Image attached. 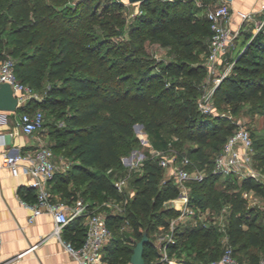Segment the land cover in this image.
Masks as SVG:
<instances>
[{
	"label": "trees",
	"instance_id": "obj_1",
	"mask_svg": "<svg viewBox=\"0 0 264 264\" xmlns=\"http://www.w3.org/2000/svg\"><path fill=\"white\" fill-rule=\"evenodd\" d=\"M92 2L81 0L74 8L67 0H0V41L5 31L11 36L7 54L0 47V60L11 56L16 77L39 92L17 110L49 111L43 122V127H49L47 142L55 156L72 160L52 179L62 193L61 200L72 204L80 191L91 200L90 210L110 198L120 200L115 180L123 173L128 175L129 199L123 210L109 207L105 214L112 237L103 249L104 264H128L145 231L149 237L144 244L145 263L166 264L159 258L165 240L158 236L169 230L171 219L179 214L169 202L178 196L179 187L174 179H162L164 168L158 155L145 156L135 170H126L121 163V152L139 142L134 122H142L156 149L168 151L179 141L194 142L185 151H176L178 158L189 157L188 169L209 168L203 179L188 181L190 204L202 210L228 206L224 228L195 216L177 220L175 240L166 246L168 258L184 264H209L220 258L228 244L241 264H259L264 258V211L246 208L240 190L217 187L221 177L232 181L237 176L211 171L215 156L238 125L217 111L202 113L197 106L199 84L207 70L195 46L205 47L206 56L211 35L203 7L197 0L140 1L144 9L128 29L129 39L109 48L108 54L113 49L115 53L110 59L102 51L103 43L91 42L83 30ZM246 35L249 43L233 57L231 73L215 89V108L226 102L235 103L237 110L244 97L264 103V28ZM146 40L172 46L175 53L180 47L181 56L155 68L149 57L138 54ZM55 118L64 124L59 126ZM251 135L254 159H258L260 144L252 131ZM239 179L240 189L264 195V184L258 179ZM69 223L63 237L79 246L86 226Z\"/></svg>",
	"mask_w": 264,
	"mask_h": 264
},
{
	"label": "built area",
	"instance_id": "obj_2",
	"mask_svg": "<svg viewBox=\"0 0 264 264\" xmlns=\"http://www.w3.org/2000/svg\"><path fill=\"white\" fill-rule=\"evenodd\" d=\"M197 4L205 8V15L210 21L211 35L209 38L208 52L204 59L206 66V76L199 84L200 93L197 98L198 109L205 114L216 112L214 103V92L219 83L232 71L235 59L225 60L224 55L228 46L233 45L240 33L239 29H232L229 24L231 8L225 1L215 5H210L207 1L197 0ZM242 20L251 19V13L241 12ZM264 25V17L258 26ZM0 81H7L11 84L14 94L18 97L19 105L24 104L30 97H37L34 89L26 83L21 82L14 72V59L6 56L0 60ZM44 113L41 109L32 112L22 111L18 119L20 130L28 135H34L43 127ZM145 132V131H144ZM159 156V164L163 168H169L175 182L179 187V194L176 198L169 200L171 205L179 210L177 217L172 218L169 223V230L158 236L163 238L165 243L160 248V260L170 264L171 259L167 256L166 246L169 242H174L173 229L176 219L183 216H195L203 220L204 210L190 204L189 202V180H201L205 173L201 170L193 172L186 167L190 163L187 156L178 158L177 154H165L166 150L155 149ZM254 147L251 130L244 125H238L237 129L227 138L221 151L215 156L211 171L223 176L235 175L239 178L253 177L258 179L257 171L254 167ZM128 167L130 170L139 169L144 154L134 151L130 156ZM26 160L29 164L24 167L25 172L34 176L31 186L36 189V200L34 202H24L32 213L29 221L37 215L49 212L54 217L53 234L61 238L64 226L78 215L85 216V238L81 245L75 246L70 241L64 239L66 250L72 254L80 264H104V246L110 241L112 231L106 222L104 213L97 210L88 209V203L77 198L72 204H67L61 199L53 198L47 189V182L52 180L59 167L65 169L71 164L69 161L57 163L56 156L43 137L37 136V143L34 148L27 151H4L0 153V167L8 166L14 173L18 172V163ZM128 175L120 176L115 180L121 199L106 201V205L116 211H121L128 201L126 194ZM130 191V190H129ZM246 193L248 191H245ZM128 264H131L130 262ZM153 264V263H144ZM209 264H241L233 257L232 247L226 245L220 258L212 260ZM259 264H264L261 258Z\"/></svg>",
	"mask_w": 264,
	"mask_h": 264
},
{
	"label": "crops",
	"instance_id": "obj_3",
	"mask_svg": "<svg viewBox=\"0 0 264 264\" xmlns=\"http://www.w3.org/2000/svg\"><path fill=\"white\" fill-rule=\"evenodd\" d=\"M221 1L227 2L231 8L229 26L240 30L233 45L228 46L225 52L224 59L230 60L243 49L241 42L246 33H255V25L263 19L264 0H208L207 3L215 5ZM241 12L251 13L252 18L242 20ZM20 113L19 110L0 111V153L27 151L35 147L37 136L46 139L44 128L34 135L23 133L17 123ZM58 157L60 155L56 156V160ZM28 164V161L21 160L17 173L8 166L0 167V264H80L66 250L63 231L61 238L53 234L54 217L51 213L44 212L29 221L32 211L24 202L36 200V189L31 186L34 176L23 169ZM55 183L56 180L48 181L47 189L53 198L62 199ZM69 225L84 226L85 216L71 221ZM170 264L184 263L172 258Z\"/></svg>",
	"mask_w": 264,
	"mask_h": 264
},
{
	"label": "rangeland",
	"instance_id": "obj_4",
	"mask_svg": "<svg viewBox=\"0 0 264 264\" xmlns=\"http://www.w3.org/2000/svg\"><path fill=\"white\" fill-rule=\"evenodd\" d=\"M50 1V0H46ZM72 7H76V4L78 1L81 0H67ZM90 12L93 10H96V13L91 14L90 17L84 26L83 30L87 32L88 35H90L89 40L91 42H95L99 40L102 45V51L106 53V55L113 59L115 57L114 49L108 54L109 48H115L118 46L121 42H126L129 39L128 35V29L130 28L132 23H135V16L139 15L143 9L144 5L140 1L137 2H129L128 0H93V2L90 5ZM201 12L204 13V8L201 9ZM200 12V14H201ZM259 23H257L255 33L259 30L264 28L263 26H258ZM123 26L124 30L120 32V28ZM253 34H255L253 31H251ZM249 34V33H248ZM247 34V35H248ZM246 35V36H247ZM10 38L8 36V32L5 31V33L1 37L0 41V47L3 48L4 53L7 54V46L9 45ZM246 38V37H245ZM249 39H244L241 44L243 48L249 43ZM177 52L175 53L174 47L163 45L160 41H150L146 40L143 45V50L140 51L138 54L140 56L149 57L150 60H152V64L155 66V68H160L162 64H164L167 61L170 60H177L179 56H181V48L176 47ZM195 50L199 51V59L203 60L205 59V50L206 48L202 45L195 46ZM144 52V53H143ZM36 94H39L38 91H36ZM260 102V103H259ZM216 105V104H215ZM217 106L216 111L226 116V118L233 122L234 125H244L247 126L253 133L255 139L260 144V153L258 154V159H254V167L257 171L258 180L261 181L264 184V158L262 159L264 155V103H261L260 100L253 98V97H244L242 101L238 104V109L234 110L235 103H226V102H220ZM44 120L45 122L48 119L49 111L44 110ZM55 121H57V124L59 126L64 124L63 119L55 118ZM142 122H134V124H138ZM133 124V131L134 133L139 137L138 144H136L133 148H129L127 151L121 152V163L127 170L129 159H127V156H130L134 151H136V154H139V152L144 154L145 156H157L155 147L152 145V139L148 136L146 132H144V126H134ZM43 128L45 131L48 132L49 127L44 126L42 127L40 131H43ZM139 131L143 132L144 136L140 135ZM47 139V137H46ZM48 140V139H47ZM49 141V140H48ZM179 140H177L178 142ZM50 142V141H49ZM194 144V142L191 141H184V142H178L175 144L170 145V149L167 152H164L165 154L171 153L174 154L176 151H185L189 146ZM63 158V161H69L71 162V157L66 156H60ZM60 157H58L57 162H62L60 160ZM198 166H194L191 170L193 172L195 171H203L205 174L209 171V168H197ZM125 174L123 173L122 176ZM162 179H174L173 175L170 173L169 168L163 169ZM221 179L219 180V183L217 184V187L219 190H226L231 188H235L241 191L243 197L246 200V208L249 206H253L255 209H259L264 211V195H260L257 192H254V190H243L239 188V177L236 178V180L232 181H223ZM234 181V182H233ZM79 184H82V186H85V182L78 181ZM73 186V185H71ZM189 186V184H188ZM129 192H131L132 188L129 186ZM245 191H248L247 193ZM78 198L83 199L86 203L91 202L89 198H87L85 195H82L81 192H78ZM114 199L110 198L108 200L103 201V203H97L92 207L93 210L100 211L104 214L110 209L106 205V201L112 202ZM228 217V206L224 204L219 209H214L207 207L204 209L203 212V219L205 222H215L220 227L224 228L225 222ZM182 220V221H188L190 220L189 216H183L181 218L176 219ZM194 222V221H192ZM225 239V238H224ZM253 251L258 252L257 249H253ZM261 256H264V253L261 252Z\"/></svg>",
	"mask_w": 264,
	"mask_h": 264
},
{
	"label": "water",
	"instance_id": "obj_5",
	"mask_svg": "<svg viewBox=\"0 0 264 264\" xmlns=\"http://www.w3.org/2000/svg\"><path fill=\"white\" fill-rule=\"evenodd\" d=\"M129 2H137L142 0H128ZM19 106L18 97L14 94L11 84L7 81H0V111L15 112ZM142 126V123L134 124V126ZM149 240L145 231L140 240L137 241L130 256L131 264H144V244Z\"/></svg>",
	"mask_w": 264,
	"mask_h": 264
},
{
	"label": "bare ground",
	"instance_id": "obj_6",
	"mask_svg": "<svg viewBox=\"0 0 264 264\" xmlns=\"http://www.w3.org/2000/svg\"><path fill=\"white\" fill-rule=\"evenodd\" d=\"M140 135L144 136L143 132L139 131Z\"/></svg>",
	"mask_w": 264,
	"mask_h": 264
}]
</instances>
